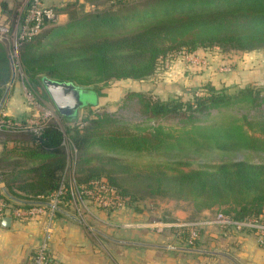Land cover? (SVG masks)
<instances>
[{
  "label": "trees",
  "instance_id": "1",
  "mask_svg": "<svg viewBox=\"0 0 264 264\" xmlns=\"http://www.w3.org/2000/svg\"><path fill=\"white\" fill-rule=\"evenodd\" d=\"M86 1L110 5L53 32L82 22L92 31H121L53 58L52 64L28 66L34 88L42 87L41 75L76 87L143 80L178 51L264 50V0ZM126 21L138 24L128 30L122 25ZM8 76L0 43V86ZM192 90L185 101L126 93L123 108L133 99L139 106L134 120L88 109L78 121L60 115L63 130L49 124L39 133L5 136L0 139V202L11 210L26 209L62 187L61 207L72 203L69 177L63 183L68 154L62 144L68 142L80 189H111L127 207L157 197L187 202L197 212L216 208L234 221L257 218L264 211V109L259 108L264 86L229 92L205 84ZM91 91L105 96L101 88ZM169 119L173 122L164 124ZM213 153L226 158L205 159ZM238 154L243 158L233 157ZM251 155L263 160L254 162L247 158ZM175 232L184 243L190 241L188 229Z\"/></svg>",
  "mask_w": 264,
  "mask_h": 264
},
{
  "label": "rangeland",
  "instance_id": "2",
  "mask_svg": "<svg viewBox=\"0 0 264 264\" xmlns=\"http://www.w3.org/2000/svg\"><path fill=\"white\" fill-rule=\"evenodd\" d=\"M44 1L48 3H44L45 6L55 8L60 19L55 25L43 29L38 35L24 42L22 46L15 44L16 29L13 27L19 2L5 0L7 10L0 13V28H8L6 33L0 32V43L6 53L9 68L8 80L0 86L2 140L5 136L14 138L23 133H39L49 124L63 130V116L60 117L57 113L46 93L41 81L43 75H38L42 87L34 88L30 82L31 72H27L28 66L52 64L53 58H65L64 55L69 51L96 42L101 37H109V33L121 31H92L86 22H82L64 29L62 33H55L53 30L65 27L69 20L78 21L83 13L102 11L110 4L102 1L91 4L86 0ZM137 24L134 21L122 23L130 27L128 30L134 29ZM205 84H210L216 89L226 87L229 92L246 86L263 87L264 50L231 54H220L217 50H196L191 53L178 51L161 60L155 72L146 79H122L108 84L79 86L87 90L101 88L105 96L98 98L95 93H88L87 105L93 106L77 109L70 120L78 121L79 114H85L88 109L92 112L103 110L134 120V113L139 115V106L134 105L136 99H133L123 108L122 100L126 93L150 92L154 99L179 97L185 101L192 94V89L201 88ZM200 93L201 91H196V94ZM259 108L264 109V103ZM172 122L169 119L164 124ZM64 147L68 158L63 183L69 177L73 201L67 203L66 207H61L59 200L52 214L49 240L46 242L48 252H45L46 257L49 255L51 264H252L257 259L261 263L264 262V234L223 226L216 219L220 214L216 208L197 212L187 202L157 197L145 198L133 207H127L111 189L103 186L90 190L85 187L80 189L76 183L74 157L70 154L69 147ZM233 157L243 158L241 154ZM220 158L226 157L217 153L205 157L211 162ZM247 158L254 162L264 159L254 155ZM37 202L41 203L38 206L17 209L23 212L21 217L11 215L19 221H34L41 226V239L31 256V262L37 255L44 236L51 197ZM0 206L2 211L7 213L11 210L4 207L2 202ZM57 218L61 219L60 223L65 221L67 226L72 225L74 230H79H73L69 236H76L78 239L83 232L82 239L79 240H84V246L78 252L79 256L73 255L68 261L51 252L52 224ZM176 229H188L191 242L184 243L177 236ZM80 254H89L93 257L92 263L81 260ZM209 258L212 260H207Z\"/></svg>",
  "mask_w": 264,
  "mask_h": 264
},
{
  "label": "crops",
  "instance_id": "3",
  "mask_svg": "<svg viewBox=\"0 0 264 264\" xmlns=\"http://www.w3.org/2000/svg\"><path fill=\"white\" fill-rule=\"evenodd\" d=\"M4 1L5 0H0V13L1 11L5 12V10H7V6ZM9 1L18 2V0ZM41 1L43 4H48L44 0ZM6 216L11 218L10 224L7 227L2 225V216H0V264H31V256L41 239V226L34 221L22 222L14 219L10 212L7 213ZM59 221H61V219L57 218L52 224L53 239L51 240L50 248L51 252H53L56 256L64 261H68L73 255L75 257L77 255L79 256L78 252H80L84 246V240H79V238L82 239L83 232H81L78 239L76 236H69L70 232H73L74 228L71 227L72 225L67 226L65 221H62V223ZM76 229L77 228H75L74 231L79 232V230ZM72 239L74 240L72 241ZM80 256H82V254H80ZM83 259L92 263L93 257L87 254L82 256L81 260ZM207 260L212 259L209 258ZM252 264H264V262L261 263L257 259L252 262Z\"/></svg>",
  "mask_w": 264,
  "mask_h": 264
},
{
  "label": "built area",
  "instance_id": "4",
  "mask_svg": "<svg viewBox=\"0 0 264 264\" xmlns=\"http://www.w3.org/2000/svg\"><path fill=\"white\" fill-rule=\"evenodd\" d=\"M19 7L15 24H13L15 31V44L20 45L22 42L30 40L38 35L43 29L53 26L60 19L55 8L45 6L41 0H18ZM6 27L0 28V32H7ZM64 144V145H63ZM63 146H68V142H64ZM70 151V149H69ZM74 154V151L70 153ZM65 174V172L63 173ZM63 193L62 187L59 188L51 197L50 212L47 216V225L44 228V236L42 242L38 248V252L31 264H51L50 260L45 256L46 242L49 240L50 235V223L52 221V214L55 212L57 205L59 204L60 196ZM41 202H37L35 206H38ZM7 211H2L0 206V216H6ZM11 215L21 217L23 212L19 210H11ZM25 214V213H24ZM223 226H232L237 229H246L256 231L257 233L264 234V212L257 218L245 219L242 221L231 220L222 214H218L216 218Z\"/></svg>",
  "mask_w": 264,
  "mask_h": 264
},
{
  "label": "water",
  "instance_id": "5",
  "mask_svg": "<svg viewBox=\"0 0 264 264\" xmlns=\"http://www.w3.org/2000/svg\"><path fill=\"white\" fill-rule=\"evenodd\" d=\"M41 81L57 113L69 119L74 117L77 109L87 106V94L92 93L89 89L76 87L69 82L56 81L47 77H42ZM10 221L9 216L1 218L3 226H9Z\"/></svg>",
  "mask_w": 264,
  "mask_h": 264
}]
</instances>
